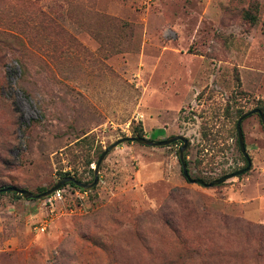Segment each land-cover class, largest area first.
<instances>
[{
	"label": "rangeland",
	"instance_id": "obj_1",
	"mask_svg": "<svg viewBox=\"0 0 264 264\" xmlns=\"http://www.w3.org/2000/svg\"><path fill=\"white\" fill-rule=\"evenodd\" d=\"M263 103L264 0H0V185L91 182L139 127L209 183L247 167ZM241 126L250 167L213 187L180 142H127L53 213L0 195V264H264V128Z\"/></svg>",
	"mask_w": 264,
	"mask_h": 264
},
{
	"label": "water",
	"instance_id": "obj_2",
	"mask_svg": "<svg viewBox=\"0 0 264 264\" xmlns=\"http://www.w3.org/2000/svg\"><path fill=\"white\" fill-rule=\"evenodd\" d=\"M253 114H257L260 118L261 124L264 128V113L258 109V108H254L252 110H250L249 112H246L244 114H242L236 123V131H237V137H238V144H239V149L241 154L243 155V157L245 158V160L247 161V167L245 169L239 170L235 173L232 174H227L225 176H222L221 178L215 179L209 183H205L204 181H202L201 179H194L191 178L188 170H187V165L185 162V157H184V152L185 150L188 148L189 146V141L188 139L183 136V135H173L170 136L168 138L162 139L160 141H154L152 139H150L147 136H124L119 138L118 140H116L115 142H113L112 144H110L107 148H105L103 150V152L100 154L99 158L97 159L96 163L94 164L93 171H94V175H93V180L91 182H82V181H78L77 179H75L73 176H63L60 177L50 188H48L47 190H45L42 193L39 194H34L28 190L25 189H21V188H17L14 186L8 187L6 189H0V192L7 190V191H11V192H16L20 195H22L23 198H25L26 200H30V199H43L46 198L47 196L51 195L52 193H54L55 191L61 189L64 184L66 183H73L75 186L80 187L86 191L91 190L98 182V171H99V166L102 162V160L106 157V155L112 151L113 149H115L117 146H119L120 144L123 143H127V142H136L138 144L144 145V146H152V147H165V146H169L170 144L176 142V141H180L181 145L178 148V158L179 161L181 163L182 166V171L183 174L185 176V178L187 180H189L190 182L193 183H199L202 184L206 187H213L216 185H219L223 182H225L227 179L242 174L245 170H247L250 167L251 164V160L250 157L246 151V147H245V141H244V135L242 132V121L247 118L250 115Z\"/></svg>",
	"mask_w": 264,
	"mask_h": 264
},
{
	"label": "trees",
	"instance_id": "obj_3",
	"mask_svg": "<svg viewBox=\"0 0 264 264\" xmlns=\"http://www.w3.org/2000/svg\"><path fill=\"white\" fill-rule=\"evenodd\" d=\"M257 13H258V5H257L256 3H255V4L253 3L251 6H249V8H248L247 10H245V11L243 12V18H244L246 21L250 22V23H256V21H257ZM258 109H260V110L264 113V103H263L262 105H260V106L258 107ZM143 135H144L143 130H142L140 127L134 130V134H133V136H143ZM86 137H87V136H85L83 139H86ZM177 142H180V141H176V142H174V143H172V144H175V143H177ZM170 145H171V144H170ZM184 157H185V156H184ZM96 161H97V160H94V161H90V160H88V161H87L86 164H87V166L89 167V168H88V171H89L90 173L93 172V174H94L93 168L90 167V164H91V163H94V164H95ZM185 162H186V161H185ZM64 176H70V173H64ZM62 177H63V176H62ZM74 178H75V177H74ZM75 179H77L78 181H81V180H79L78 178H75ZM67 184H70L71 186H73V187H75V188H77V189H79V190H81V191H86V190H84V189H82V188H80V187L75 186L73 183H66V184H64V186L67 185ZM11 186H13V185H0V189H6V188L11 187ZM14 187H17V186H14ZM17 188H19V187H17ZM45 190H47V189H45V188H41L39 193H42V192H44ZM4 193H8V194H12V195H15V196L21 197L18 193H16V192H11V191H7V190H4V191L0 192V195H3ZM30 200H34V199H30Z\"/></svg>",
	"mask_w": 264,
	"mask_h": 264
},
{
	"label": "built area",
	"instance_id": "obj_4",
	"mask_svg": "<svg viewBox=\"0 0 264 264\" xmlns=\"http://www.w3.org/2000/svg\"><path fill=\"white\" fill-rule=\"evenodd\" d=\"M83 194H86V191H82ZM62 189H59L52 193L51 195L47 196L44 201L46 204H48L49 212L53 213L55 210V205L58 201L62 200ZM48 227V219H45L44 221L40 223H34L33 229L37 232H44Z\"/></svg>",
	"mask_w": 264,
	"mask_h": 264
}]
</instances>
